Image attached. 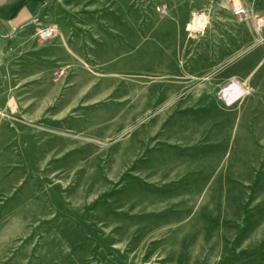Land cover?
Instances as JSON below:
<instances>
[{"label":"rangeland","instance_id":"374dc122","mask_svg":"<svg viewBox=\"0 0 264 264\" xmlns=\"http://www.w3.org/2000/svg\"><path fill=\"white\" fill-rule=\"evenodd\" d=\"M29 1L0 55V264H264V0Z\"/></svg>","mask_w":264,"mask_h":264},{"label":"crops","instance_id":"0c3cea01","mask_svg":"<svg viewBox=\"0 0 264 264\" xmlns=\"http://www.w3.org/2000/svg\"><path fill=\"white\" fill-rule=\"evenodd\" d=\"M13 1L14 0H7L4 5L0 6V55L3 51V44L14 37H17L18 34L21 33L20 31L23 29V21L31 15L33 9L36 7L34 6V1H29L28 3L23 4L19 10L14 11ZM187 18H189L188 15L185 16L186 21L176 24L179 32L178 34L183 35L187 32ZM140 56L144 57V54L140 53L139 57ZM194 60L195 58H186L183 61L180 60L177 64H170L169 72L171 74H177L178 77L185 78L186 82H188L187 80L193 77L194 71L191 67L194 66ZM171 67L175 69H172ZM199 67H203V65L201 64ZM198 72L202 73L203 68ZM192 95L193 94H191L190 97H192Z\"/></svg>","mask_w":264,"mask_h":264},{"label":"built area","instance_id":"2783aa9c","mask_svg":"<svg viewBox=\"0 0 264 264\" xmlns=\"http://www.w3.org/2000/svg\"><path fill=\"white\" fill-rule=\"evenodd\" d=\"M248 13L244 6H239L234 9V14L240 17L245 16ZM192 21L194 23V32L202 33L207 30L208 22L206 20V12L197 11L193 13ZM38 36L42 40H49L54 37V28L44 27L38 30Z\"/></svg>","mask_w":264,"mask_h":264},{"label":"water","instance_id":"95a60500","mask_svg":"<svg viewBox=\"0 0 264 264\" xmlns=\"http://www.w3.org/2000/svg\"><path fill=\"white\" fill-rule=\"evenodd\" d=\"M7 2V0H0V6L4 5Z\"/></svg>","mask_w":264,"mask_h":264}]
</instances>
